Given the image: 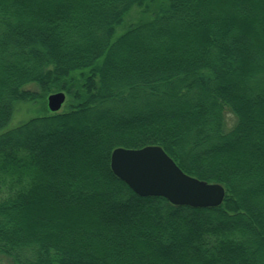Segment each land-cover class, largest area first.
Returning <instances> with one entry per match:
<instances>
[{
	"label": "trees",
	"instance_id": "trees-1",
	"mask_svg": "<svg viewBox=\"0 0 264 264\" xmlns=\"http://www.w3.org/2000/svg\"><path fill=\"white\" fill-rule=\"evenodd\" d=\"M59 90L66 110L9 126ZM148 144L223 202L136 193L111 152ZM0 257L264 264V0H0Z\"/></svg>",
	"mask_w": 264,
	"mask_h": 264
},
{
	"label": "water",
	"instance_id": "water-1",
	"mask_svg": "<svg viewBox=\"0 0 264 264\" xmlns=\"http://www.w3.org/2000/svg\"><path fill=\"white\" fill-rule=\"evenodd\" d=\"M66 99L63 90L47 97L51 111H59ZM112 171L140 195H160L170 202L193 207L217 206L226 195L223 184L185 172L159 144L131 148L118 146L111 152Z\"/></svg>",
	"mask_w": 264,
	"mask_h": 264
},
{
	"label": "rangeland",
	"instance_id": "rangeland-1",
	"mask_svg": "<svg viewBox=\"0 0 264 264\" xmlns=\"http://www.w3.org/2000/svg\"><path fill=\"white\" fill-rule=\"evenodd\" d=\"M146 15L143 14L142 10L138 6H134L125 16L124 21L122 24L117 26L116 34L123 32L130 24L137 22L139 19L144 18ZM25 87L31 89H38L36 84L30 83ZM66 93V92H65ZM69 96L66 93V99L59 109L60 111L66 110L68 104ZM47 97H42L34 101H18L15 104L13 117L11 119L10 125H17L21 122L28 120L29 118L43 114L45 112H49ZM235 115L234 113L227 111V126L230 127L235 122ZM7 260L5 257H0V264H6Z\"/></svg>",
	"mask_w": 264,
	"mask_h": 264
}]
</instances>
